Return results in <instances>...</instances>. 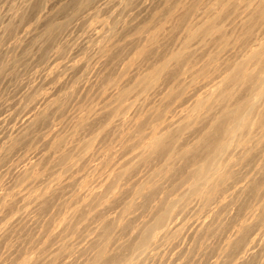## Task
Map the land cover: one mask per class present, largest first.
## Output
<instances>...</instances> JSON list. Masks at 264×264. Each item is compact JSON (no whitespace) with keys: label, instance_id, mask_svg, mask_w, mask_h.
Here are the masks:
<instances>
[{"label":"rangeland","instance_id":"1","mask_svg":"<svg viewBox=\"0 0 264 264\" xmlns=\"http://www.w3.org/2000/svg\"><path fill=\"white\" fill-rule=\"evenodd\" d=\"M215 1L0 0V264H21L35 254L43 259L36 264H87L106 238L105 255L129 264H233L241 236L236 227L256 208L258 216L243 234L245 241H256L239 264H264V148L251 141L254 149L245 157L244 150L232 148L227 158L233 174L207 205L192 196L178 201L185 188L181 177L204 149L183 158L167 159L161 151L132 158L138 131L147 133L151 125L170 123L169 133H179L176 149L196 143L206 129L207 119L175 131L180 112L192 111L203 92L200 77L190 84L192 73H184L188 58L194 68L208 61L210 71L221 69L239 55L245 30L251 38L264 37V22L241 24L237 5L220 23L229 38L225 48L219 49L215 31L184 48L189 29L214 15L209 7ZM183 50L179 60H170ZM161 63L164 71L144 88ZM182 83L188 84L183 90ZM125 88L131 91L119 98ZM120 165L126 174L113 182ZM160 168L168 169L166 177L156 175ZM152 177L157 187L138 198L137 188ZM131 200L137 204L123 217ZM164 203H173L169 225L178 234L158 237L140 253L132 243L142 222ZM227 239L231 246L223 253Z\"/></svg>","mask_w":264,"mask_h":264},{"label":"bare ground","instance_id":"2","mask_svg":"<svg viewBox=\"0 0 264 264\" xmlns=\"http://www.w3.org/2000/svg\"><path fill=\"white\" fill-rule=\"evenodd\" d=\"M214 5L217 6L216 10L219 9L217 12H214L212 10L214 8ZM237 5H239V7H242L241 13H237L243 14V16L241 15L242 17L240 16L241 18H239V20H241V24L248 23L249 25L250 21L252 24H261L264 22V0H216L215 3L211 4V7H209V13L214 15L210 16L208 14L210 16L209 18L207 17V15V18L204 17L202 20L197 22L194 25V27L196 28L195 31L192 30L193 27L189 29L188 35L191 36L189 40H187V38L185 39L187 40L185 41L187 43L184 48L188 47V45L191 44V41L193 42L196 38L208 37L214 31L217 33L216 35H218L216 38V42L218 43L219 49L225 48L229 43V38L225 35L226 33H221L223 26H221L220 23L225 15H233V13L238 8ZM182 11H184V9ZM180 18L182 19V17ZM262 28L264 29V27ZM248 30L244 31V33H246V38L248 39H246V41L243 43L240 42V46L238 45V47L240 48L238 52L239 55L231 61L229 58L227 63H223V67L222 65L218 67H222L221 69L216 70L215 68L210 71L209 68H206L208 61L199 68H194L195 60H193L192 58H188L185 61L186 67L184 68V73H192V77L189 83L193 84L194 80L196 81L197 78L200 77V81H198V87L201 88V90L203 89V92L202 94H198L194 98V102L191 107L192 111L184 109L188 112L185 113V111H183L182 114L180 112V115L177 119V126L175 131L181 132L183 130V127H186L187 124H190V122L193 120L196 121L195 123H201L203 120L207 119L206 129L197 135L196 143H185L182 144L178 149H176L174 144L177 141L176 139L179 137V133L177 135H171V133H169L170 123H166L165 126L161 124L162 126L160 128L151 125L152 127H150L147 133H140V130L138 131L139 134L136 145L138 151L133 154L132 158L139 157L145 159L146 157L150 156V154H153L156 151L163 152L167 159H169L173 154L178 155L179 158H183L191 151L204 149L203 158H199L198 160L194 161L190 168L186 171V173H184V175L181 177V182L185 184V188L183 191L184 194H181V196L178 198V201L182 199H188L190 198L189 196H192L198 198L202 202V204L207 205L210 203V201L212 202L216 200L223 188H226V180L233 174V171L231 169L232 162L229 157L227 158L229 151L232 148L239 147L241 148V150H244L241 156L245 157L247 153L254 149L253 146L252 148L249 145L251 141H254V143L256 144L255 147L259 146L261 148H264V37L251 38ZM230 35L231 34H229V36ZM214 37L212 36V38ZM237 37L238 36H236V38ZM148 39L149 37H147V40ZM153 40L151 43H153ZM184 52V50L175 52L170 57V60L173 59L174 62L179 60ZM218 53L219 52H216L214 55H211L209 59L210 63L217 60ZM139 56L141 57V55ZM165 67L166 64L161 63V65H159V67L156 69V72H154V74L151 73L154 76L153 81L143 83V87H151L157 80V77L155 76H159V74L164 71ZM175 75V72H171L169 74L170 77H174ZM185 86H188V84L182 83V90ZM238 88H244L245 91L240 93L238 91ZM130 91V88L121 89V91L119 92V98L124 97ZM201 107L206 108L208 112L210 111V114L208 115L207 112L206 114L200 115L198 113L199 111L197 113H194V111L199 110ZM215 108L218 109L217 113L211 114V111H213L212 109ZM183 113L185 114L183 115ZM181 115L185 117V121H189H179ZM156 117L159 118L158 115H156ZM211 132H215L213 133L214 137L212 138L208 136L209 134H211ZM167 172V168H160L158 169L156 175L160 177H166L168 175ZM125 174L126 169L124 165L116 167L112 175L113 182L115 181L117 176ZM157 181L158 180L153 179V177L149 180L143 181L136 190V196L139 198L143 195V193L148 194L154 191V189L157 187ZM57 185L58 183L54 186V188L57 187ZM44 196H42L39 200L43 201ZM91 196L92 199H95V196H97V194L91 193ZM175 199L173 200L176 202ZM173 200L172 202H174ZM129 202L130 203H128V206L123 209V217L130 213L131 208L137 204L135 200H131ZM88 203L89 202L85 203L84 205H88ZM172 206L173 203L162 204L157 212L154 213L153 219L151 221L142 222L141 228L138 232L139 235L137 236V239L132 243V247L134 246L135 248L140 249V253H147L149 248L156 244L157 239H159L158 237L161 238L167 236L170 238L172 235L178 234L176 230L173 231L174 227H171V225H169L171 217L174 213H176L174 211L175 209H173ZM257 216L258 213L256 208L251 210L248 213L247 218L237 225L235 231L236 236L237 238L239 235L241 236L238 240V248L236 247L237 250H235L236 258L233 264H239L248 258L249 243H254L256 240L252 239L250 241H245V236L243 234L247 231V227L253 221H255L254 219H256ZM114 221L115 219L112 220V222ZM120 222L121 220L117 221L116 226H118ZM104 224L105 223H103L102 226ZM198 225V228H201L205 225V223L201 222ZM231 241L232 239H227L223 253L229 252ZM109 247L110 240L106 238L101 246L92 254V257L87 262V264H106L107 262H109V264L130 263L123 262V259L110 260L112 257H107V255H105L107 252V248ZM51 257H49L47 260L50 261ZM40 259H42V256L39 257V255L35 254L33 256L26 257L21 264H36L37 262L39 263Z\"/></svg>","mask_w":264,"mask_h":264}]
</instances>
